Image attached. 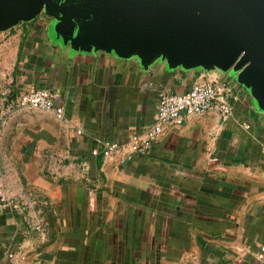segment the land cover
Wrapping results in <instances>:
<instances>
[{
    "label": "crops",
    "instance_id": "0c3cea01",
    "mask_svg": "<svg viewBox=\"0 0 264 264\" xmlns=\"http://www.w3.org/2000/svg\"><path fill=\"white\" fill-rule=\"evenodd\" d=\"M50 23L0 31H16L0 37V264H264V108L248 87L217 64L75 46ZM212 77L233 84L232 117L186 113L132 151L160 91ZM41 87L64 117L12 107ZM107 140L121 149L94 154Z\"/></svg>",
    "mask_w": 264,
    "mask_h": 264
},
{
    "label": "water",
    "instance_id": "95a60500",
    "mask_svg": "<svg viewBox=\"0 0 264 264\" xmlns=\"http://www.w3.org/2000/svg\"><path fill=\"white\" fill-rule=\"evenodd\" d=\"M41 13L75 46L217 64L264 108V0H0V31Z\"/></svg>",
    "mask_w": 264,
    "mask_h": 264
},
{
    "label": "built area",
    "instance_id": "2783aa9c",
    "mask_svg": "<svg viewBox=\"0 0 264 264\" xmlns=\"http://www.w3.org/2000/svg\"><path fill=\"white\" fill-rule=\"evenodd\" d=\"M56 96L55 90L41 87L23 91L11 101V105L53 110L58 117H64V107L56 101ZM237 97L238 94L230 80L216 77L197 80L185 92L160 91L156 121L142 131L132 133L127 143L131 145L133 152L146 153L165 126L182 123L186 113L200 114L216 108L223 119H228L234 115L232 99ZM242 124L247 128L251 126L248 121ZM121 147L122 144L118 141L107 140L98 143L92 151L94 154L108 156L119 151ZM256 256L264 261V245L256 252Z\"/></svg>",
    "mask_w": 264,
    "mask_h": 264
},
{
    "label": "rangeland",
    "instance_id": "374dc122",
    "mask_svg": "<svg viewBox=\"0 0 264 264\" xmlns=\"http://www.w3.org/2000/svg\"><path fill=\"white\" fill-rule=\"evenodd\" d=\"M16 36V31H12L9 33H0V37H15Z\"/></svg>",
    "mask_w": 264,
    "mask_h": 264
}]
</instances>
